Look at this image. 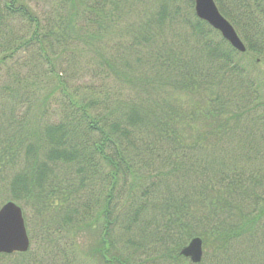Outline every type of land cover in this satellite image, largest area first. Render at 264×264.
Returning <instances> with one entry per match:
<instances>
[{
    "label": "trees",
    "instance_id": "trees-1",
    "mask_svg": "<svg viewBox=\"0 0 264 264\" xmlns=\"http://www.w3.org/2000/svg\"><path fill=\"white\" fill-rule=\"evenodd\" d=\"M181 1L50 0L45 19L29 0L0 3L17 26L0 64L23 50L45 70L0 91L5 202L44 254L0 264H193L180 253L193 237L197 264H264V0H214L245 52ZM57 49L80 63L79 87L43 68Z\"/></svg>",
    "mask_w": 264,
    "mask_h": 264
},
{
    "label": "rangeland",
    "instance_id": "rangeland-1",
    "mask_svg": "<svg viewBox=\"0 0 264 264\" xmlns=\"http://www.w3.org/2000/svg\"><path fill=\"white\" fill-rule=\"evenodd\" d=\"M53 1V0H52ZM5 0H0V3H4ZM30 5L29 7H31L32 9H34V11L36 13H38V15L42 18L45 19L47 13H49V10L51 9V4H50V0H29L28 2ZM142 2L140 3H136L135 4V8L138 9V10H143V6L141 4ZM187 4L185 2V0L181 1V5H185ZM188 11L190 10L189 8L187 9ZM3 13H5V11H3ZM2 15L1 13V9H0V16ZM4 17H0V56L2 55H5V52L2 51V43L4 42V40L6 41V39H3V35H4V30H8V33H9V30H11L12 32H16V29H17V26L15 27H12V29L9 28V24L6 23V22H1V19H3ZM128 23L127 25H131L132 23H134V20H127ZM126 20H123L122 23L125 24ZM3 23V24H2ZM19 26V25H18ZM6 28V29H5ZM130 28V27H129ZM186 27L180 25V26H177V28H175V32L178 33L180 32V35H183L186 34V30H185ZM2 33V35H1ZM7 33V32H6ZM189 34L190 32H188L186 34V37L189 39L187 44H194V42L192 41L193 38H190L189 37ZM6 38V37H5ZM222 38V37H221ZM223 39V38H222ZM225 40V39H223ZM226 41V40H225ZM227 42V41H226ZM228 43V42H227ZM229 44V43H228ZM7 53V52H6ZM59 50L57 49L56 50V54L54 55H50V59L47 60V61H44V64H43V68L44 69H47L50 70L51 68L53 69V73H57L58 71H62L63 73V77L66 82L68 83V86L71 88V86L73 87H79L80 84L84 83L85 79H83V74L81 73V65L80 63H76L74 64L73 66L75 67H67L66 64V58L65 57H62V55L59 54ZM28 54L29 52L28 51H24L21 50L17 53V57L15 59L12 60V62L10 61V63H1L0 64V91L1 89L4 87L6 81H10L11 83H13V79H16L17 78V74L19 75V78L20 80L21 79H24L26 77V79L30 78L28 75L30 73H35V74H41V76L44 75V72L45 70H40V69H35V70H32L31 69V62L28 58ZM58 55V56H56ZM52 61V62H51ZM11 66L14 68L12 69ZM67 67V68H65ZM43 78V77H42ZM49 78H52L51 76H47L45 78V80H41L40 83L36 86V88L34 89L37 94L39 95L40 99H41V95L43 94H47V92L50 90L51 88V85L52 84V80L49 81ZM87 78V77H86ZM33 80V78H30L29 82H31ZM88 80V78L86 79ZM24 81V80H23ZM112 83V82H111ZM13 85V84H11ZM79 94H81V91H79ZM34 97H37L36 94L34 93L33 94ZM129 97V96H127ZM123 98H125V95L123 96ZM44 99V98H42ZM36 105L34 106H37L38 105V102L35 103ZM47 108H48V111H49V116H50V113H53L54 111L57 113L59 111V107L57 104L54 103V99H49L47 100ZM36 107L33 109L35 110ZM17 110L19 111V108L17 107ZM58 110V111H57ZM6 180H4L5 182ZM4 182L0 183V206L5 202L6 199H8V193L6 191V189L4 188ZM34 222V218L32 216V223ZM84 252H88V240L87 238L85 239L84 241ZM40 248V245L39 244H34V240L32 239V237H30V249H29V254L30 252H32V255H33V260H34V256L35 257H40V255L44 254L42 249H38ZM77 248H78V245H77ZM36 250L35 252H33V250ZM45 248H43L44 250ZM80 251H78L79 253ZM43 256V255H42ZM19 259V257L17 255H14V257L12 258V260L15 262H17V260ZM9 264H13V263H9ZM81 264H96L95 260L92 259V258H88V260L86 261H82Z\"/></svg>",
    "mask_w": 264,
    "mask_h": 264
},
{
    "label": "water",
    "instance_id": "water-1",
    "mask_svg": "<svg viewBox=\"0 0 264 264\" xmlns=\"http://www.w3.org/2000/svg\"><path fill=\"white\" fill-rule=\"evenodd\" d=\"M197 17L208 22L218 30L233 48L244 52L245 46L232 25L220 14L213 0H194ZM29 240L24 226L22 212L13 202L0 207V253L24 252ZM181 254L197 263L202 256V241L195 237L181 250Z\"/></svg>",
    "mask_w": 264,
    "mask_h": 264
}]
</instances>
